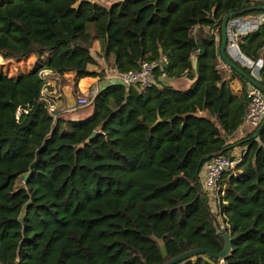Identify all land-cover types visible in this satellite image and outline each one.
<instances>
[{
    "label": "trees",
    "instance_id": "obj_1",
    "mask_svg": "<svg viewBox=\"0 0 264 264\" xmlns=\"http://www.w3.org/2000/svg\"><path fill=\"white\" fill-rule=\"evenodd\" d=\"M239 12H264V3L0 0L1 60L34 56L25 71H0V264H163L196 248L217 254L224 240L211 215L230 243L222 264H264V123L225 139L247 104L248 82L228 74L219 54L222 17ZM238 47L261 58L254 81L264 87V22ZM95 56L117 71L142 61L159 67L144 91L106 83L84 117L53 116L41 96L43 71L70 75L74 86L102 74L88 68ZM180 76L194 77L188 88L161 80ZM240 140V164L208 191L202 163L230 155ZM205 258L175 264L220 263Z\"/></svg>",
    "mask_w": 264,
    "mask_h": 264
},
{
    "label": "built area",
    "instance_id": "obj_2",
    "mask_svg": "<svg viewBox=\"0 0 264 264\" xmlns=\"http://www.w3.org/2000/svg\"><path fill=\"white\" fill-rule=\"evenodd\" d=\"M263 22L264 12L233 17L228 20L226 25L225 51L233 61L249 70L252 80L258 78L262 60L260 57L251 59L243 55L239 50L238 42L247 33L255 31ZM157 66L159 67L157 61H142L137 69L129 71H117L109 67L104 71V76L107 83H119L124 86L135 85L140 91H144L152 83V71ZM245 96L247 104L242 123L246 127L255 128L264 119V94L249 84ZM74 105L77 107L91 106V98L86 96L77 97ZM242 154L243 152L237 155H216L204 161L201 165L204 187L210 192L215 191L222 174L236 170L241 162Z\"/></svg>",
    "mask_w": 264,
    "mask_h": 264
},
{
    "label": "crops",
    "instance_id": "obj_3",
    "mask_svg": "<svg viewBox=\"0 0 264 264\" xmlns=\"http://www.w3.org/2000/svg\"><path fill=\"white\" fill-rule=\"evenodd\" d=\"M252 3H264V0H250ZM263 12H259V13H254V14H260ZM94 44L91 45L90 47V51L93 54L94 51L98 50V44L96 46H93ZM95 60H96V64L95 65H89L88 68L90 70L99 72L100 69H103L104 71L106 69H108L109 67L112 68L111 66L107 67V65L105 64L104 60L102 57H98L95 56ZM191 66H194V58H191ZM222 67H226L225 65H222ZM228 67V66H227ZM227 72L228 74L230 73V70H228L227 68ZM50 74V73H49ZM48 74V75H49ZM105 72L103 74V79L101 82H98V76H88V77H82L80 79L77 80L76 84L74 86H71V82H70V75H64V78L59 79L56 76L50 75L49 77H51L56 85V91L54 88H52V93L54 95H52V102L54 104V109H51V111L53 112V116H60V117H69V119H77V118H82L84 117L86 114H88L90 112L91 106L89 111L84 114V115H78V113L73 112L74 109L71 107L72 104L74 103L75 99L77 97L80 96H86L88 98H91L93 96V94L102 86H104L107 81L105 80ZM193 78H188L186 76H180L177 78H169V77H163L161 80L176 88V89H186L189 87V85L193 82ZM237 81V79H233L231 81V87L233 88L234 91H237L236 89H234V81ZM47 84V83H46ZM45 84V85H46ZM44 88H42L41 90V95H43L42 91ZM43 98V97H42ZM44 99V98H43ZM67 99H71V104H67ZM51 100V99H50ZM48 104V103H47ZM80 114V113H79ZM80 116V117H79ZM251 129L249 127H246L243 123L239 126V128L230 136L226 137V141H235L236 139H241L242 137L246 136L249 131ZM242 140L235 142L233 144L234 148L230 151V155H234L237 154L239 151H241L245 146L242 145ZM199 176V180L202 184V186L204 187V183H203V172L201 170V172H199L198 174ZM205 188V187H204ZM209 195V194H208ZM212 200V199H211ZM211 206H214V203L211 202Z\"/></svg>",
    "mask_w": 264,
    "mask_h": 264
},
{
    "label": "water",
    "instance_id": "obj_4",
    "mask_svg": "<svg viewBox=\"0 0 264 264\" xmlns=\"http://www.w3.org/2000/svg\"><path fill=\"white\" fill-rule=\"evenodd\" d=\"M239 13H227L222 17L221 20V25H220V44H219V54L221 59L224 61V63L231 69L235 70L239 75H241L247 82L248 84L252 85L253 87L257 88L258 90H260L263 94H264V87L261 86L259 83L255 82L254 80H252L251 78H249L246 74H244L243 72H241L239 69L236 68V66L234 65V63L232 61H230L226 56H225V45H226V25L228 20H230L231 18H233L235 15L240 14ZM162 66H164V63L161 62ZM264 123V119L262 120V124ZM95 131H92L91 134L88 136L87 139H90L94 136ZM201 162V161H200ZM199 162V165H200ZM26 174L23 176L25 178ZM212 220L214 222L215 228H216V234L218 236H221L224 240V245L223 248L221 249L220 252H218L217 254H213L210 250H208L207 248H196V249H192L186 252H183L181 254H178L177 256L167 260L166 262H164L163 264H175L179 261H182L184 259L187 258H194L195 255L197 254H206V260L209 261L208 257L211 258H216L220 260L219 264H222V258L227 254V252L229 251L230 248V243L228 238L224 235L223 233V228L220 224H218V222L216 221V219L211 215ZM159 250L161 253L162 257L166 256V251L164 249L163 245L159 246ZM145 264V263H144Z\"/></svg>",
    "mask_w": 264,
    "mask_h": 264
},
{
    "label": "rangeland",
    "instance_id": "obj_5",
    "mask_svg": "<svg viewBox=\"0 0 264 264\" xmlns=\"http://www.w3.org/2000/svg\"><path fill=\"white\" fill-rule=\"evenodd\" d=\"M89 1L96 2L98 4H101V5L105 6V7H109V5L113 2V0H89ZM92 44H94L93 46H96L98 43L97 42H93ZM94 53H96V52L94 51ZM33 60H34V56H32L31 58L26 59L25 61H8V62H6V61L1 60V58H0V71L6 73L7 75H14V74H16L18 72L25 71L28 67H30L32 65ZM107 67H109V66L107 65ZM227 68L228 67L226 66V70H227ZM43 74H44L43 77L45 79V84L46 83L47 84L46 85L44 84V86H43L44 89L42 91L43 95H41V96L48 103V107L51 110V109L55 108L54 104L52 102V95H54L52 93L53 92L52 88H54L55 91H56V85L53 82L54 80L51 77H49L50 75H48L49 74L48 71H43ZM103 74H104V70L102 71V74H100L98 76V79H97L98 82H101L102 80H104L103 79ZM239 87H240L239 81L235 80L234 81V89L238 90ZM67 101H68L67 102L68 105L71 104V99H67ZM71 107L74 109L73 112L78 113V115H81V114L84 115L90 109L89 105L85 106V107H77V106L74 105V103L72 104ZM65 118H67V117H65ZM251 130H254V128H251ZM240 152L241 151H239L237 154H239ZM237 154H234V155H237ZM201 169L202 168L200 167V171L199 172H201ZM209 198L211 199V197L208 196V199Z\"/></svg>",
    "mask_w": 264,
    "mask_h": 264
}]
</instances>
